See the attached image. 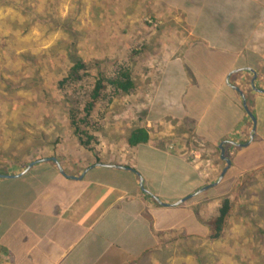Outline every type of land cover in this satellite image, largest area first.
<instances>
[{"label": "crops", "instance_id": "obj_1", "mask_svg": "<svg viewBox=\"0 0 264 264\" xmlns=\"http://www.w3.org/2000/svg\"><path fill=\"white\" fill-rule=\"evenodd\" d=\"M77 1L111 4L114 52L150 68L141 82L151 104L128 127L149 139L132 147L118 138L111 159L96 149L107 166H75L67 155L58 160L66 175L44 161L0 179L6 201L17 188L26 264H264V0ZM225 86L256 118L246 146L253 121ZM225 198L222 233L211 238Z\"/></svg>", "mask_w": 264, "mask_h": 264}, {"label": "rangeland", "instance_id": "obj_2", "mask_svg": "<svg viewBox=\"0 0 264 264\" xmlns=\"http://www.w3.org/2000/svg\"><path fill=\"white\" fill-rule=\"evenodd\" d=\"M69 1L0 0V145H4L0 153H8L17 162L64 160L72 155L75 166L83 167L82 160L87 158L91 159L86 167L96 164L91 156L94 153L82 148L73 135L65 101L71 89L59 87V81L73 65L72 54L89 63L90 75L85 80L88 88H92L100 72L111 76L115 59L122 54L125 61L121 62L130 63L136 79L133 94L111 97L107 91V98L93 113L92 118L101 127L96 149L102 151V157L111 159L119 149L113 143L128 137L131 122L151 104V95L143 91L141 82L150 68L135 66L141 62L130 60V53H116L112 48L116 40L114 25L120 27V22L116 24L112 18L113 6L93 2L88 12L87 4ZM157 84L153 83L155 88ZM170 148L175 151L177 146ZM9 161L0 158L1 168ZM19 170L16 174L23 171ZM10 191L16 194L17 188Z\"/></svg>", "mask_w": 264, "mask_h": 264}, {"label": "trees", "instance_id": "obj_3", "mask_svg": "<svg viewBox=\"0 0 264 264\" xmlns=\"http://www.w3.org/2000/svg\"><path fill=\"white\" fill-rule=\"evenodd\" d=\"M42 21V19L40 20ZM140 50L139 53H141ZM144 55V53H143ZM73 65L67 71L66 76H64L59 81V87L66 89L70 87L71 92L66 95L65 101L68 103V114L69 123L73 128V135L78 140L79 145L94 153L96 162L101 160L98 152H96V145L99 142L97 133L101 132L100 124L94 120L93 113L95 112L98 104L107 98L105 93L110 91L109 96L120 97L121 95L133 94L136 89V81L134 80V75L132 69L128 64H115V69L111 76H106L103 72H100L95 78L92 88L86 86L85 80L89 77V63L84 61L78 56L72 54ZM65 87V88H64ZM226 92H231L234 96L237 95L240 99L238 93L232 88L225 86ZM240 104L242 101L240 99ZM227 112V111H226ZM229 113V112H227ZM230 114V113H229ZM231 119L232 115L230 114ZM149 139V134L145 128L139 127L128 135V143L130 146L134 147L143 143H146ZM247 140V139H245ZM31 148H36L32 145ZM40 148L38 149V151ZM9 157V164L4 168H1L0 173H10L15 175L19 169L24 170L31 162H17L11 155H6ZM30 162V163H29ZM51 164L55 166V163L50 161L41 165ZM18 165L19 168H15ZM33 171H30L31 175ZM29 175V176H30ZM11 181V180H7ZM221 183L220 185H222ZM219 185V186H220ZM218 186V187H219ZM22 188L27 189V184L23 185ZM11 190V188H8ZM10 193H12L10 191ZM0 199L6 201L5 197L1 196ZM16 199V194L12 193L8 199V204H3L0 201V263L1 264H26L28 260L25 257L27 249L30 248L29 244L25 241L27 237V231L25 228L19 224L17 220V214L11 209L15 203L12 201ZM9 208H6L8 207ZM231 207V201L225 198L218 209V213L215 218L210 221V237L218 238L220 237L226 216ZM4 209H7L10 213L6 217L3 213ZM12 210V211H11Z\"/></svg>", "mask_w": 264, "mask_h": 264}, {"label": "water", "instance_id": "obj_4", "mask_svg": "<svg viewBox=\"0 0 264 264\" xmlns=\"http://www.w3.org/2000/svg\"><path fill=\"white\" fill-rule=\"evenodd\" d=\"M239 93L241 94L244 108H245V110L248 112V114H249V116L251 117V119H252V121H253V124H254L253 130H252V133H251V135H250V139H249V141H248L246 144H244V145L246 146V145H248V144L254 139V136H255V130H256V118H255L254 115L250 112V110H249V108H248V106H247V101H246V98H245L244 94H243L241 91H239ZM220 147L222 148V157H223L224 160L227 162V168H228V167L230 166V161H229L228 159H226V157H225V150H224L223 146L221 145ZM44 161H49V158H45V159H41V160H36V161L30 163V164L27 166V168H26L25 170H23L21 173L15 174V175H4V174H0V179H1V178H20V177H22L23 175H25L28 171H30V169H31L32 167H34L36 164H39V163L44 162ZM53 161L56 162V164H57V166H58L60 172H61L62 174H64V175H66L65 172H64V169H63L62 165L60 164V162H59L58 160H56L55 158H53ZM96 165L107 166V165H104V164H101V163H97ZM227 168H225V170L222 172V174H221V176H220V178H219L218 181H221V180L223 179V177H224V175H225V172H226ZM90 169H92V167H91V168H88L87 171L90 170ZM87 171H86V172H87ZM86 172H85V173H86ZM67 176H68V175H67ZM68 177L73 178V179H81L80 177H75V176H68ZM217 183H218V182H217ZM0 264H1V263H0Z\"/></svg>", "mask_w": 264, "mask_h": 264}]
</instances>
